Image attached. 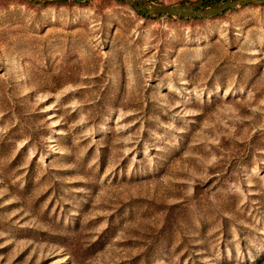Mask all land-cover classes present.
<instances>
[{
	"label": "rangeland",
	"instance_id": "obj_1",
	"mask_svg": "<svg viewBox=\"0 0 264 264\" xmlns=\"http://www.w3.org/2000/svg\"><path fill=\"white\" fill-rule=\"evenodd\" d=\"M0 264H264V3L0 0Z\"/></svg>",
	"mask_w": 264,
	"mask_h": 264
},
{
	"label": "water",
	"instance_id": "obj_2",
	"mask_svg": "<svg viewBox=\"0 0 264 264\" xmlns=\"http://www.w3.org/2000/svg\"><path fill=\"white\" fill-rule=\"evenodd\" d=\"M45 1V0H36ZM137 12L143 15L165 14L176 17L210 18L223 13L225 10L244 4H260L264 0H218L203 6V0L195 2L161 3L151 0H127Z\"/></svg>",
	"mask_w": 264,
	"mask_h": 264
},
{
	"label": "trees",
	"instance_id": "obj_3",
	"mask_svg": "<svg viewBox=\"0 0 264 264\" xmlns=\"http://www.w3.org/2000/svg\"><path fill=\"white\" fill-rule=\"evenodd\" d=\"M206 1H210V0H203V2H206ZM213 1H217V0H213ZM226 11V10H225ZM156 15H159V14H156ZM161 15V14H160Z\"/></svg>",
	"mask_w": 264,
	"mask_h": 264
}]
</instances>
